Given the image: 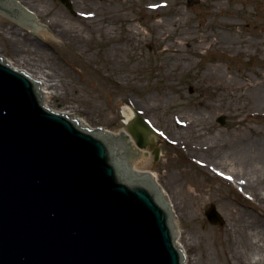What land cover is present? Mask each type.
<instances>
[{
    "label": "rangeland",
    "instance_id": "rangeland-1",
    "mask_svg": "<svg viewBox=\"0 0 264 264\" xmlns=\"http://www.w3.org/2000/svg\"><path fill=\"white\" fill-rule=\"evenodd\" d=\"M15 1L47 29L33 35L0 16V57L50 74V109L114 134L127 132L131 109L158 130L160 158L134 167L174 203L188 264H259L236 224L264 221L234 202L221 166L264 174V0H69L74 13L62 0ZM246 141L257 162H242ZM212 205L231 230L209 222Z\"/></svg>",
    "mask_w": 264,
    "mask_h": 264
},
{
    "label": "water",
    "instance_id": "water-1",
    "mask_svg": "<svg viewBox=\"0 0 264 264\" xmlns=\"http://www.w3.org/2000/svg\"><path fill=\"white\" fill-rule=\"evenodd\" d=\"M0 16L47 29L15 0H0ZM40 87L0 57V264H186L163 190L127 163L129 135L154 149L147 120L137 112L128 137L80 127ZM206 215L223 224L216 206Z\"/></svg>",
    "mask_w": 264,
    "mask_h": 264
},
{
    "label": "flooded vegetation",
    "instance_id": "flooded-vegetation-1",
    "mask_svg": "<svg viewBox=\"0 0 264 264\" xmlns=\"http://www.w3.org/2000/svg\"><path fill=\"white\" fill-rule=\"evenodd\" d=\"M226 119L227 116L224 115L223 125L226 124ZM240 158L242 159V162H244L243 157H241V154H240ZM262 159L264 160V155L262 156ZM254 160L255 159H253V162H257V160L255 161ZM221 169L223 170L222 174H223V182L225 187L229 189V191L230 190H232L233 192L235 191V193H238L241 196V201H234V202L240 207V209L243 208H244L243 210L247 209L246 211H251L256 215L261 216L264 221V174H262L261 176L260 175L256 176L252 174L251 173L253 170L252 166H248L246 168L242 167V169H234V168L231 169L227 164H222ZM246 170L250 171L249 172L250 174L247 173L248 171L245 172ZM227 174L228 176H226ZM250 201L253 204L250 203ZM222 216L225 227L231 230L230 224L228 222V218L226 217L225 213L222 212ZM253 223L254 221L247 225L244 223H243L244 225L236 224L237 227L236 229L241 233L238 235L239 240L241 239L244 244L245 243L247 244L249 242V247H250L249 250H252L253 249L252 246H254L256 250L255 252H258L259 250L263 251L264 243L260 245H255L257 242H254V244H252L253 236L247 235L248 232H253V233L255 232L260 237V241L262 240L264 242V229H262L264 225L263 224L256 225ZM245 233L246 235H243ZM256 236L257 235H255V237ZM258 253L261 254L260 257L253 258V256L250 255L247 256V258L249 257L248 259H253V260L256 259L257 261H261L263 263L264 255L261 252ZM257 261H253V262H257Z\"/></svg>",
    "mask_w": 264,
    "mask_h": 264
},
{
    "label": "bare ground",
    "instance_id": "bare-ground-1",
    "mask_svg": "<svg viewBox=\"0 0 264 264\" xmlns=\"http://www.w3.org/2000/svg\"><path fill=\"white\" fill-rule=\"evenodd\" d=\"M27 11H29L28 9H26ZM30 13H32L31 11H29ZM89 17H93V16H91V15H89ZM35 19H36V17H35ZM38 22V21H37ZM40 25V24H39ZM41 26V25H40ZM61 32L63 31V30H66V26L65 25H62L61 26ZM41 33H45V31H40ZM66 34H68V32L67 31H64ZM35 44H37V43H35ZM37 46L39 47V45L37 44ZM5 61V60H4ZM5 63H7L6 61H5ZM8 64V63H7ZM24 72V71H23ZM26 74H28L33 80H36L37 82H40L41 83V85H42V89H41V91H42V94H43V101H44V106L46 107V108H48L49 110H51V111H53V112H56V111H54V110H52V109H50L49 107H48V104H47V102H48V100H49V98L50 97H52V93L49 91L50 90V88H49V83H48V79H50V74L49 73H47V72H45V71H43L42 72V76L41 77H34L33 75H31V74H29L28 72H26ZM48 78V79H47ZM260 111H264V110H260ZM140 113L139 111H132L131 109H130V111H128L127 110V112H126V116H127V119L131 122V121H133L134 120V118L136 117V113ZM58 113V112H57ZM141 114V113H140ZM66 115L67 116H69V117H71L72 119H75L77 122H78V124L80 125V127H86L87 125L82 121V120H78L77 118H75V117H73L72 115H70L69 113H66ZM103 130V129H102ZM104 133H107V134H112L111 132H109V131H107V130H104L103 131ZM126 135V137H128V135H129V133L128 132H125V131H122L121 133H118V134H113V135H115V136H121V135ZM153 134V136H152V138L151 139H153V142H155V146H154V149L153 150H150L149 148H140L138 145H137V143L135 142V140H134V138L132 137V136H130L129 135V138L127 139L128 140V142L132 145V151H134L135 153H136V155H137V159L136 160H138L139 161V159H141V160H143V162L145 163V164H149V158H145L144 156L146 155V156H151V154L156 158V156H155V154H154V152L157 150V148H159L160 149V155H161V148H160V146H159V144L155 141V137H157L154 133H152ZM155 138V139H154ZM250 141V140H249ZM249 141H246V145H245V147H244V149L241 151V157H243V160L244 161H246V162H248V161H251V160H253V159H255V160H260L261 159V157L259 156V153H258V151L256 150V148H255V146H250L249 144H250V142ZM160 155H159V158H160ZM158 158V159H159ZM148 159V160H147ZM158 159H156L155 161L157 162V160ZM127 163H128V166L132 169V170H135L136 172H138V173H142L141 171H138L135 167H134V165H136V161H134V159L133 158H131V159H129L128 161H127ZM221 168H222V166H221ZM221 171H223L222 169H221ZM145 173H148V174H150V175H152L153 177H154V179L156 180V176H155V174L154 173H151V172H145ZM226 176H228V174L226 175ZM165 196L167 197V199H168V203H169V205H170V210H171V212H172V214H173V216H174V226H176V215L174 214V209H175V207H174V203L170 200V197L168 196V194L165 192ZM177 245H178V247H179V249H182V251H183V255H184V258H186L187 256L185 255V250H184V248H183V246L182 245H180V244H178V242H177ZM258 252H261L263 255H264V250L263 251H261V250H259ZM253 262V261H252ZM244 263H246V262H244ZM257 263H259V264H261L262 262L261 261H257ZM264 263V262H263ZM186 264H188V262L186 261Z\"/></svg>",
    "mask_w": 264,
    "mask_h": 264
}]
</instances>
